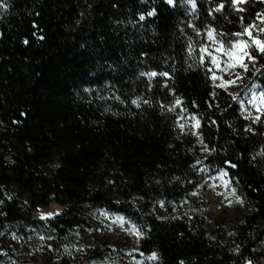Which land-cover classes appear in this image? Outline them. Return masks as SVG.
<instances>
[{
    "label": "trees",
    "instance_id": "obj_1",
    "mask_svg": "<svg viewBox=\"0 0 264 264\" xmlns=\"http://www.w3.org/2000/svg\"><path fill=\"white\" fill-rule=\"evenodd\" d=\"M0 3V264H264V112L199 62L210 28L227 41L241 20L264 26L262 0ZM256 55L242 95L264 92ZM220 169L242 202L212 179ZM220 185L232 221L205 213ZM118 217L124 236L100 237Z\"/></svg>",
    "mask_w": 264,
    "mask_h": 264
},
{
    "label": "snow or ice",
    "instance_id": "obj_2",
    "mask_svg": "<svg viewBox=\"0 0 264 264\" xmlns=\"http://www.w3.org/2000/svg\"><path fill=\"white\" fill-rule=\"evenodd\" d=\"M166 3L169 5L173 4V0H165ZM188 3H190L195 9V4L193 3V0H187ZM246 0H232L233 6L237 7L238 11H243V8H240L239 5L244 4ZM264 2V0H262ZM7 5L0 3V8L6 7ZM224 7L223 4L219 5L215 11H221ZM155 14V9H152L148 11L147 16H153ZM211 14V13H210ZM259 19L261 20V24L264 25V15L257 14ZM140 19L144 20L145 15L141 14ZM241 26L243 28L242 32H235L231 35L236 37V39H230V40H222L216 38V33L214 29H209L207 32L208 40L211 42L210 44L201 45L199 48V62L202 66L205 65V61L207 60L209 62V66L207 67V71L211 73L210 79L212 80L215 87L223 89L225 92L228 93L229 96H231V99L233 101L239 100V96L237 94H233L228 91L230 86H233L237 84L238 82H241L244 79L243 73H246L250 71L251 68H255V71L252 72V75L255 76L257 73L260 72V68H256V61H257V55L264 57V38H260L256 33H262L264 34V26H257L255 23L247 24L246 26L243 24V20H241ZM223 35V34H220ZM246 36L247 39H243L242 37ZM192 51V45L189 44V52ZM261 67H264V65H261ZM215 69V70H214ZM236 69H242L243 72H237ZM141 75H145L144 73H141ZM149 77H154L157 75L161 76H167V73H155L150 72L147 73ZM225 75H227V79H225ZM218 82V83H217ZM253 88L256 87L255 84L252 85ZM87 91V89H85ZM215 95V93H213ZM119 99V97H117ZM140 98L137 97L136 99H133L131 102L133 105H136L139 107L138 100ZM144 103H148L147 101H144ZM250 103L253 108L256 109L257 112H264V92H260L259 95H256L253 93L250 99ZM181 101L180 99L176 100V105H180ZM241 108L243 109V103L241 102ZM172 110L171 108L169 109ZM181 111H186V109H181ZM191 121H194L193 124H191L192 128H198L200 121L196 116H190ZM256 119H260L259 116H257ZM215 123V121H213ZM179 127L181 130L185 127L184 124H180ZM193 135H197V133L193 132ZM203 151H209L208 148L205 146L203 148ZM200 161H197V164H199ZM231 167H235V165H231ZM207 171V169H205ZM228 174L224 169H220L218 171V174L216 177H212V179H221L223 186L225 189L231 190V195L235 197L237 202H242L241 198L236 194V189L232 187L231 182L227 179H223V177H226ZM218 195L220 193H217ZM192 195H197V193L193 192ZM231 203V201H229ZM161 206H163V202H161ZM58 214V213H55ZM54 215L53 213H45L41 215V219H44L46 216L51 217ZM120 221H123V217L117 218ZM131 232L136 234L138 237L142 236L143 233L138 231L135 226H133L131 229H129ZM238 251V249H237ZM143 255V253H141ZM147 259L149 261H154L158 259V253L152 252L147 256ZM139 264V262H137ZM246 264H252V261H246Z\"/></svg>",
    "mask_w": 264,
    "mask_h": 264
},
{
    "label": "rangeland",
    "instance_id": "obj_3",
    "mask_svg": "<svg viewBox=\"0 0 264 264\" xmlns=\"http://www.w3.org/2000/svg\"><path fill=\"white\" fill-rule=\"evenodd\" d=\"M238 72L239 69H236ZM227 75H225V79H227ZM229 92L233 94H237L239 96V100L242 102L248 104L252 107L250 103L251 96L253 93L256 95H259V91L256 88L250 89L249 91L245 92L244 95H242V91L235 85L230 86L228 89ZM253 111L256 113V109L253 108ZM222 185V184H221ZM218 186L216 189H214L212 192H207L203 198H204V207H205V213L212 219V220H224L226 222L232 221L240 212L237 205L234 203H229L228 200L224 197L222 194V187ZM217 193H220L219 195ZM58 209L54 206L43 210L41 212L42 214L45 213H57ZM47 217V216H46ZM105 226L99 230V236L100 237H109L112 240H120L124 236V232L122 230V224L120 220L118 219H112L107 220L105 222ZM83 236L85 238H88V234L84 232ZM132 250V245L130 244V248L128 250V253H130ZM28 262V259L25 261L26 264Z\"/></svg>",
    "mask_w": 264,
    "mask_h": 264
}]
</instances>
